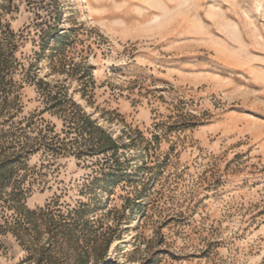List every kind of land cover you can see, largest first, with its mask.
<instances>
[{
    "label": "rangeland",
    "instance_id": "1",
    "mask_svg": "<svg viewBox=\"0 0 264 264\" xmlns=\"http://www.w3.org/2000/svg\"><path fill=\"white\" fill-rule=\"evenodd\" d=\"M0 264H264V0H0Z\"/></svg>",
    "mask_w": 264,
    "mask_h": 264
},
{
    "label": "bare ground",
    "instance_id": "2",
    "mask_svg": "<svg viewBox=\"0 0 264 264\" xmlns=\"http://www.w3.org/2000/svg\"><path fill=\"white\" fill-rule=\"evenodd\" d=\"M236 34V33H235Z\"/></svg>",
    "mask_w": 264,
    "mask_h": 264
}]
</instances>
